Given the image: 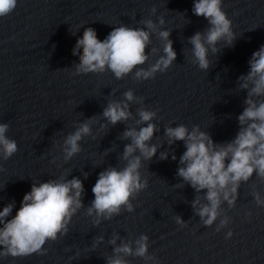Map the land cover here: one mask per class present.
I'll use <instances>...</instances> for the list:
<instances>
[{"label": "water", "instance_id": "water-1", "mask_svg": "<svg viewBox=\"0 0 264 264\" xmlns=\"http://www.w3.org/2000/svg\"><path fill=\"white\" fill-rule=\"evenodd\" d=\"M222 2L236 39L232 45L221 40L216 54L209 50L207 70L190 59L188 38L208 26L203 16L192 12L193 0H17L15 10L0 17V122L9 125L6 136L18 145L12 157L0 158V209L14 201V216L33 182L61 175L79 177L85 189L84 207L72 217L67 234L43 245L46 254L4 256L0 264H106L114 234L120 237L117 244L148 235V252L157 261L129 256L130 264H264V206H258L252 195L259 191L264 197V180L254 173L241 183L234 207L222 204L220 218L230 217L227 226L216 231L220 218L204 226L191 206L195 190L188 184L176 186L181 183L176 172L184 142L169 145L164 134L166 126L199 125L214 142L223 143L238 132L237 117L245 107L247 90H241L237 81L248 72L252 53L264 45V0ZM160 16L165 23L158 28L170 31L177 53L167 71L147 80H136L134 74L117 79L111 71L75 74L79 56L72 49L84 28H94L103 40L115 26L145 27L144 19L158 23ZM151 40L149 53L151 48L157 51L140 67L163 54L158 34ZM129 89L140 98L129 102L133 116L102 128L107 123L101 115L104 107L122 100ZM141 107L157 112L158 131L151 141L158 146L157 154L142 161L140 170L148 186L132 200L134 211L122 208L118 216L94 225L86 212L94 199L92 187L99 172L125 165L121 154L129 141L122 134L126 127L136 126ZM93 116L97 119L92 134L79 142L81 152L65 161L64 137ZM161 152H167L168 159H159ZM229 230L233 235L226 238ZM98 236L104 239L94 247Z\"/></svg>", "mask_w": 264, "mask_h": 264}, {"label": "clouds", "instance_id": "clouds-1", "mask_svg": "<svg viewBox=\"0 0 264 264\" xmlns=\"http://www.w3.org/2000/svg\"><path fill=\"white\" fill-rule=\"evenodd\" d=\"M222 0H193L192 12L203 16L208 21L204 31H197L188 38L191 45L190 59L201 70L210 67L209 50L213 54L220 51L217 47L221 40L232 45L236 39L232 20L223 10ZM17 0H0V17L12 13ZM152 13L157 11L153 6ZM165 23L164 17L158 23L151 18L144 19L145 27H130L126 24L115 26L103 39H98L92 27L84 28L72 49L73 55L79 56L75 65V74L104 73L111 71L115 78L122 79L134 74L136 80L154 78L157 72H165L176 60L177 53L170 31L158 28ZM152 34H158L162 43V53L148 67H140L149 61V56L157 51L149 45ZM82 50V51H81ZM249 70L238 77V87L247 90L244 109L238 115L239 129L235 137L223 143H216L207 131L199 125L189 129L184 124L166 126L164 134L168 144L183 141L185 151L179 158L176 175L181 183L176 186L190 185L197 193L191 206L204 226H212L224 212L222 204L227 202L231 208L239 197L242 182H247L253 174L264 180V45L254 51L248 61ZM122 100H111L102 111L106 124L116 125L127 122L133 113L129 102L140 99L129 89L123 93ZM136 126L126 127L122 137L129 141L124 145L121 157L126 161L122 168L109 166L99 172L92 187L94 199L87 207V215L93 217V224L99 225L102 220H111L121 213L122 208L134 211L132 200L148 186V180L142 176V161H149L157 154L158 146L151 143L158 126L154 123L157 112L138 108ZM96 117L79 122L74 131L63 139V158L70 160L81 152L79 143L84 137L92 134V123ZM9 125L0 122V158L7 160L18 150L17 142L6 136ZM167 152H161L159 159H168ZM171 158L176 159L173 153ZM3 168L0 166V171ZM87 176V173H85ZM84 185L79 177L67 179L61 175L39 183L33 182L29 192L25 193L20 207L14 216L11 213L15 202H9L0 209V257L26 256L32 253L46 254L43 245L49 240H56L59 235L67 234L72 217L84 207ZM255 203L264 206V197L259 191L252 193ZM247 215H251L248 213ZM11 216L9 219L8 217ZM181 226L185 225L180 216L175 217ZM230 217L223 215L219 219L216 231L227 226ZM233 232L229 230L226 238ZM103 236L95 238V245L103 241ZM114 234L109 243L114 245L112 254L106 257V264H130L127 257H142L146 261H157L150 255L149 237L141 234L132 241L121 240Z\"/></svg>", "mask_w": 264, "mask_h": 264}]
</instances>
